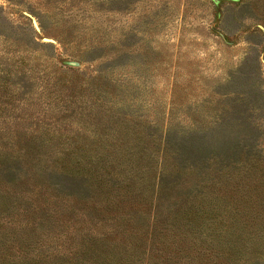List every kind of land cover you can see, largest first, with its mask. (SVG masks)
I'll return each instance as SVG.
<instances>
[{"label":"rangeland","instance_id":"374dc122","mask_svg":"<svg viewBox=\"0 0 264 264\" xmlns=\"http://www.w3.org/2000/svg\"><path fill=\"white\" fill-rule=\"evenodd\" d=\"M0 264H264V0H0Z\"/></svg>","mask_w":264,"mask_h":264},{"label":"trees","instance_id":"16d2710c","mask_svg":"<svg viewBox=\"0 0 264 264\" xmlns=\"http://www.w3.org/2000/svg\"><path fill=\"white\" fill-rule=\"evenodd\" d=\"M260 258V256H258ZM261 259V258H260Z\"/></svg>","mask_w":264,"mask_h":264}]
</instances>
